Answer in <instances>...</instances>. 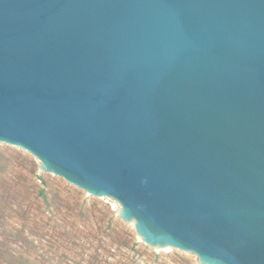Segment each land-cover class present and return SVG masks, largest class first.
Returning a JSON list of instances; mask_svg holds the SVG:
<instances>
[{
    "label": "water",
    "instance_id": "water-1",
    "mask_svg": "<svg viewBox=\"0 0 264 264\" xmlns=\"http://www.w3.org/2000/svg\"><path fill=\"white\" fill-rule=\"evenodd\" d=\"M0 149L155 254L264 264V0H0Z\"/></svg>",
    "mask_w": 264,
    "mask_h": 264
},
{
    "label": "rangeland",
    "instance_id": "rangeland-1",
    "mask_svg": "<svg viewBox=\"0 0 264 264\" xmlns=\"http://www.w3.org/2000/svg\"><path fill=\"white\" fill-rule=\"evenodd\" d=\"M39 163L0 149V264H198L155 254L106 199L39 174Z\"/></svg>",
    "mask_w": 264,
    "mask_h": 264
}]
</instances>
